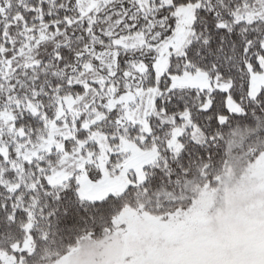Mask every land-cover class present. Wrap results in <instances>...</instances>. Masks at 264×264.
I'll return each instance as SVG.
<instances>
[{"label":"snow or ice","instance_id":"6c2138e0","mask_svg":"<svg viewBox=\"0 0 264 264\" xmlns=\"http://www.w3.org/2000/svg\"><path fill=\"white\" fill-rule=\"evenodd\" d=\"M0 264H264V0H0Z\"/></svg>","mask_w":264,"mask_h":264}]
</instances>
